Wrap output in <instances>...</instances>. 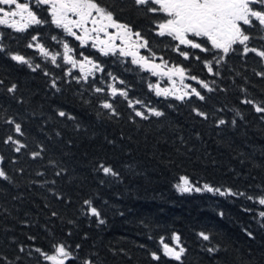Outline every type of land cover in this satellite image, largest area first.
<instances>
[{
    "label": "trees",
    "instance_id": "1",
    "mask_svg": "<svg viewBox=\"0 0 264 264\" xmlns=\"http://www.w3.org/2000/svg\"><path fill=\"white\" fill-rule=\"evenodd\" d=\"M99 2L112 8L118 22L149 40L151 51L143 49L144 55L154 52L159 62L163 57L170 66L185 67L188 76L208 82L214 91L186 78L184 84L201 91L204 101L157 96L149 85L155 77L162 83L167 76L153 75L130 56H105L92 46L81 47L47 23L25 32L1 27L0 168L10 179H0V264H50L36 249L51 254L53 244L70 251L65 264H264V217L259 215L264 206L247 198L264 194V119L241 103L245 97L264 101V78L255 74L264 71V64L253 53L245 57L233 52L218 66L220 75H210L202 61L213 53L181 46L195 53L185 60L173 51L175 41L155 35V22L162 17L139 12L131 0ZM33 35L49 51L61 53L58 43L49 40L55 36L74 49L76 58L83 53L102 70L85 79L61 56L59 66L53 65L27 47ZM252 35L251 47L264 46L260 33ZM10 54L23 55L40 68L33 71ZM12 84L17 88L9 93ZM108 85L126 91L127 99L112 97ZM97 87L104 91L95 92ZM104 101L118 115L103 109ZM149 108L163 115L152 116ZM193 108L209 118L197 117ZM136 110L148 119L136 117ZM60 111L67 115L59 116ZM220 118L227 123L218 127ZM8 120L19 123L24 135H17ZM9 135L27 147L16 153L14 145L4 143ZM41 148V157L32 159L30 153ZM101 163L116 175L105 176L98 170ZM181 176L191 184L244 195L180 192L176 185ZM85 200L99 217L90 214ZM201 232L210 240L204 241ZM174 233L185 248L181 261L163 255L161 239L172 246ZM209 247L218 251L210 254ZM152 253L160 260H153Z\"/></svg>",
    "mask_w": 264,
    "mask_h": 264
},
{
    "label": "snow or ice",
    "instance_id": "2",
    "mask_svg": "<svg viewBox=\"0 0 264 264\" xmlns=\"http://www.w3.org/2000/svg\"><path fill=\"white\" fill-rule=\"evenodd\" d=\"M33 3L36 7H46L50 21L42 19L33 9ZM131 6L141 13L151 14L153 17H162L155 22V35L158 37H169L171 41L176 43L172 45L173 51L182 56L185 60L190 59L195 55L190 51H184L181 46L188 49L199 50L202 53H213L212 59H204L202 62L210 75L219 76L220 72L218 66L222 65L230 53L240 52L242 56H247L253 53L256 57L260 58V62L264 64V46L261 48L251 47L250 41L253 39L252 32L260 33L259 38L264 40V0H131ZM19 17V19H16ZM51 23L58 29L79 41L81 47L87 46L91 42V46L96 48L102 55H109L119 53L120 56H131L132 63L139 65L141 68H147L153 75L167 76L173 88H160L159 84L149 88H155L157 96L169 97L173 96L178 101H185L189 97H195L200 101H204L206 97L196 87H190L184 84L185 78L196 81L201 89H205L211 93L214 88L208 82L198 79L196 76H188L187 70L181 65L168 66V61L160 57V63L152 62L156 59L153 52L150 57L140 55V49H147L151 51L149 40L146 39L140 31H134L133 28L127 23L118 22L116 14L111 7L103 6L99 0H31V2H23V0H0V25L6 26L16 32H25L32 26H40L46 23ZM110 29L114 31H109ZM103 37V38H102ZM37 36L31 37L32 42L28 43V48H35L39 53L51 60L53 65L59 66L57 63L58 56L62 55L64 64L71 65L72 68L79 66L82 76L86 79V74H91L93 70H102L100 66L84 56L82 60H78L74 56V49L68 43H63V53H52L43 44L37 42ZM55 40L56 37L54 36ZM119 41V45L116 43ZM0 46V51H3ZM11 60L18 64L27 65L33 71L40 68L39 64L33 67L31 61L25 56L20 54H10ZM197 60L201 57L196 56ZM214 65L217 70L214 71ZM87 70V73H86ZM48 73H45L47 75ZM71 74V70H69ZM258 77L264 78V71H257L255 73ZM173 77H179L182 85L181 89L175 88V81ZM2 83V81H0ZM215 84L213 80L211 82ZM53 88H56V81L53 80ZM17 86L12 84L8 87L7 91L13 93L16 91ZM110 94L115 97L117 94L127 99L126 91H118L113 85H108ZM59 90V89H57ZM104 89L95 88V92L101 93ZM245 92L246 89H241ZM137 104L141 101H136ZM242 104L251 105L256 113L262 114L261 118L264 119V101L259 103L252 99L245 97L241 100ZM128 106L133 107V102L129 101ZM171 107V105H169ZM103 109L109 110L111 115H118L112 103L104 101L101 104ZM147 111L156 117L163 115L162 112L149 108ZM197 117L205 120L209 118V114L197 109H192ZM221 111V109H217ZM59 116L64 117L67 114L63 111L58 113ZM236 115L240 116L237 110ZM135 116L147 120L148 115L143 111H135ZM7 123L14 124V131L17 135L23 136L22 127L19 123L8 120ZM227 121L220 118L217 121V126L225 125ZM231 123L234 125L236 120L233 119ZM5 144H12L15 147L13 150L16 153L21 152V149L27 147L25 143L15 139L9 135L4 140ZM38 147H40L38 145ZM43 149L33 151L30 153L32 159L41 157ZM4 157L0 156V161ZM105 176L113 175L116 173L114 170L101 163L99 169ZM42 175V173H37ZM56 175H60L59 172ZM0 179L9 180L10 178L6 172L0 168ZM55 183V181H52ZM180 192L190 191H208L217 192L220 195H241L244 193H232L230 190L221 191L220 189L212 188L205 184L203 189L200 187L193 188L189 179L185 176L180 177V182L176 185ZM249 200H255L259 205L264 206V194L259 197L248 196ZM85 205L89 206V211L92 216L99 217V212L95 207L91 206V202L84 201ZM57 213L53 212L52 216ZM264 217V211L259 213ZM103 223V220L100 221ZM249 235H251L249 233ZM199 236L204 241H209L210 236L206 233H199ZM30 240L35 237H29ZM172 241L175 247L165 243L163 238V255L181 261L185 253V248L180 246V237L175 233L172 236ZM80 246L77 245V248ZM53 252L48 254L37 248L46 261L50 264H65V261L71 259V254L64 244H53ZM20 251H24L23 248ZM207 251L211 254L218 251L215 247H209ZM153 260L159 261L160 256L152 253ZM84 264H90L89 261H84Z\"/></svg>",
    "mask_w": 264,
    "mask_h": 264
},
{
    "label": "flooded vegetation",
    "instance_id": "3",
    "mask_svg": "<svg viewBox=\"0 0 264 264\" xmlns=\"http://www.w3.org/2000/svg\"><path fill=\"white\" fill-rule=\"evenodd\" d=\"M23 2H31V0H23ZM33 9H34V11H36L37 13H38V15L43 19V16L42 15H44L45 17H46V19L48 20V21H50V17H49V15H48V12H47V9H46V7H36L35 5H34V3H33ZM16 19H19V17H17ZM50 27H55L54 25H52L50 22L49 23H47ZM1 27H3V25H0V29H1ZM34 27H37V26H34ZM60 30V32L63 34V35H66L64 32H63V30L62 29H59ZM109 31H114V30H112V29H110ZM37 36V35H36ZM73 38V37H72ZM103 38V37H102ZM49 40L50 41H52V42H54V43H58V45L60 46V51H63V43H66V42H64V41H62V40H60V39H56V40H54L53 39V36L52 37H49ZM77 41V40H76ZM78 42V44H79V41H77ZM118 45H119V41H117L116 42ZM80 45V44H79ZM87 46H91V42H89V44L87 45ZM142 50L143 49H140L139 50V53H140V55H144L143 53H142ZM74 56H75V58H76V56L77 55H75L74 54ZM144 56H146V55H144ZM82 57V56H81ZM131 57V56H130ZM83 58V57H82ZM155 60H157V59H155ZM159 61V60H158ZM172 84V83H171ZM173 85V84H172ZM175 88L177 89V86H175Z\"/></svg>",
    "mask_w": 264,
    "mask_h": 264
},
{
    "label": "rangeland",
    "instance_id": "4",
    "mask_svg": "<svg viewBox=\"0 0 264 264\" xmlns=\"http://www.w3.org/2000/svg\"><path fill=\"white\" fill-rule=\"evenodd\" d=\"M50 52H52V51H50ZM52 53H57V52H52ZM63 53V51H61V54ZM59 57V56H58ZM61 59H62V55H61ZM76 59H78V60H82L83 58L82 57H80V58H76ZM169 67H171L170 65H168ZM76 68H78L79 69V71H80V68H79V66H77ZM81 72V71H80ZM86 73H87V70H86ZM82 74V73H81ZM86 75H88V74H86ZM187 78V77H186ZM186 78H185V80H184V83H185V81H186ZM161 80H162V83H160L157 79H156V77H155V81H153V83H152V85L153 86H155V85H157V84H159V86H160V88H173V86H171L170 85V82H169V80H168V77H166V78H161ZM173 80L175 81V84L177 85V87H179V86H181L182 87V85H181V83H180V80H179V77H173ZM180 182V180L177 182V184ZM192 186H193V188H195V187H200L201 189H203V186L204 185H196V184H192ZM172 247H175V244L173 243L172 244ZM52 254V253H51Z\"/></svg>",
    "mask_w": 264,
    "mask_h": 264
},
{
    "label": "water",
    "instance_id": "5",
    "mask_svg": "<svg viewBox=\"0 0 264 264\" xmlns=\"http://www.w3.org/2000/svg\"><path fill=\"white\" fill-rule=\"evenodd\" d=\"M152 62H155V63H157V64H159L158 62H156V61H152ZM147 69V68H146Z\"/></svg>",
    "mask_w": 264,
    "mask_h": 264
}]
</instances>
